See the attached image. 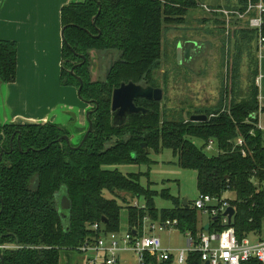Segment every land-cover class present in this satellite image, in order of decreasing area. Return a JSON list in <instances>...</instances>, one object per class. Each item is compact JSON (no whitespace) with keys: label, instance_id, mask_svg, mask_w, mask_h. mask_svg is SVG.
<instances>
[{"label":"trees","instance_id":"1","mask_svg":"<svg viewBox=\"0 0 264 264\" xmlns=\"http://www.w3.org/2000/svg\"><path fill=\"white\" fill-rule=\"evenodd\" d=\"M98 3L100 13L92 21ZM240 4L233 9L244 11L245 0H240ZM195 8L197 0H84L62 7L60 85L79 86L66 72L70 69L67 60L75 59L74 54L88 57L90 52L112 53V71L107 79L96 81L91 80L87 65L73 72L83 83L80 99L95 101L98 106L90 117L92 132L79 150L68 149L64 142L57 143L65 132L53 124L0 125V152L8 150L11 139L13 144V152L4 154L0 161V245L9 247L1 250L0 264H59L60 252L77 251L86 239L93 238L90 227L102 219L107 221L106 233H117L123 206L130 232L141 229L143 219L148 217L152 222L176 221L177 231L189 233L194 245L201 234L218 233L227 227L238 240L261 237L264 138L256 128L257 118L252 117L260 110L255 83L256 46V56L248 53L254 63L247 94L241 100L233 97L229 105L219 103L214 109L188 113L187 119L174 111L167 113L159 102L138 100V105L148 110L145 115H131L120 128L111 126L112 91L121 83L159 88L154 73L162 57L163 35L170 27L184 25L188 11ZM261 33L264 36V16ZM235 34L239 40L236 39L238 46L232 56V94L242 59L239 48L247 44L250 47L256 41L254 30L240 29ZM16 53L14 42L0 41L2 84H11L16 79ZM193 115H205L207 120L190 122ZM192 139L201 142L200 148ZM236 139L244 144V157L234 145ZM210 140L214 141L217 153L209 157L204 149ZM142 144L145 148H141ZM163 149L172 152L180 168L195 172L199 195L221 198L226 192L234 194L229 203L235 213L229 226H222L220 217L209 218L205 232L204 225H198V211L189 202L183 207L178 198L163 190L160 197L170 199L172 208L158 210L153 202L156 192L140 184L141 174L123 175L104 169L117 165L149 166V154ZM121 194L129 195L130 199L142 197L145 208L133 207ZM62 197L70 203L64 219L59 215L58 201ZM117 197L122 204H118ZM145 263L171 264V260L158 263L155 256L146 254ZM185 264H202L200 254L188 253Z\"/></svg>","mask_w":264,"mask_h":264},{"label":"rangeland","instance_id":"2","mask_svg":"<svg viewBox=\"0 0 264 264\" xmlns=\"http://www.w3.org/2000/svg\"><path fill=\"white\" fill-rule=\"evenodd\" d=\"M197 2L198 8L188 11L184 25L170 27L163 35L162 57L160 65L154 73V77L163 92L160 105L167 110V113L174 111V114H180L179 116L183 119H187L188 113L214 109L219 103L225 106L229 105V101L233 97L236 100L245 97L251 81L250 69L254 63L253 58L249 59L248 53L252 52V55L256 56L254 52L256 41L250 44L251 49L249 44L240 46L242 59L238 78L234 80L235 86L232 94L230 92L232 88V56L238 46L236 39L239 40L235 32L240 29H247V27L243 22H232L230 29H226L221 18L207 14L200 6L210 7L212 5L218 6V8L233 9V7L241 5L240 0H197ZM186 41L196 42L199 48L191 59H183L179 64L175 57L176 45ZM256 59L259 70L258 56ZM61 111L57 108L54 113H51L50 118L55 117L56 122L64 123L67 121V116L60 115ZM192 142L200 148V141L192 139ZM204 153L210 157L216 155L217 152L215 149L211 151L204 149ZM148 157L151 161L149 166L117 165L105 166L104 169L117 170L123 175L141 174L140 184L150 191L156 192V195L153 196V202L158 210L172 208L170 199L160 197V192L163 190H166L170 197L178 198L180 203L186 200L192 206V203L199 197L196 189L195 172L180 168L177 165V159L167 149H163L157 154L152 152ZM105 196L112 197L110 194H105ZM121 197L130 205L133 202L139 205L144 204L142 197L130 199L127 194H121ZM115 199L118 204H122L121 198ZM222 199L231 201L234 199V194L226 192ZM126 218V209L123 206L119 216L118 237L123 238L128 232ZM208 219L207 215L198 211L199 226L206 225ZM154 235L159 237L162 248L173 252L175 256L180 250L187 248V238L179 231L155 232ZM261 236L264 237V225ZM251 241L255 240L251 239ZM64 255L68 258H64ZM117 256V264H137L134 253L122 252ZM95 257L97 256L90 253L84 255L73 250L62 251L60 252L59 264H86L88 258ZM171 264H177L175 258Z\"/></svg>","mask_w":264,"mask_h":264},{"label":"crops","instance_id":"3","mask_svg":"<svg viewBox=\"0 0 264 264\" xmlns=\"http://www.w3.org/2000/svg\"><path fill=\"white\" fill-rule=\"evenodd\" d=\"M72 1L0 0V41L17 47L16 79L0 85V125H36L52 119L57 108L60 115L64 108H79L75 88L60 85V13ZM257 56V121L264 137V48Z\"/></svg>","mask_w":264,"mask_h":264},{"label":"built area","instance_id":"4","mask_svg":"<svg viewBox=\"0 0 264 264\" xmlns=\"http://www.w3.org/2000/svg\"><path fill=\"white\" fill-rule=\"evenodd\" d=\"M203 11L216 18H221L226 29H230L232 22H243L247 29L256 32V47L259 51L264 48V36L261 33L264 16V3L262 0L252 2V0H245V9H226V8H210L205 5L200 6ZM258 54V53H257ZM258 84V77L255 81ZM260 110L252 117L258 119ZM256 128L259 130L257 121ZM235 147L240 148L241 155L244 157L245 151L242 150L243 142L241 139H236ZM216 149L213 140H210L205 147L206 151ZM230 201L207 195H199V197L192 203V208L202 212L209 218L221 219L222 226H229L231 224L224 213L230 206ZM133 207L144 209L145 205H139L136 202L132 203ZM152 222L148 217L143 219L141 229L137 231H128L126 236L118 237L117 233H106L103 223H97L90 227L94 234L92 239H86L84 243L77 249L81 254H94L97 257L88 258L86 264H117V254L122 252L134 253L137 258V264H146L145 255H153L156 257L158 263H163L169 260L175 261L177 264H185L188 253L197 252L200 254L202 264H241L248 261H256L259 264H264V237L257 236L245 237L238 240L234 231L231 228H225L221 232L206 234L199 236L197 245L193 244L192 237L186 233L187 248L180 250L176 256L173 252L164 250L161 246L159 237L155 236V232L177 231L176 221L166 220L164 222ZM134 232V234H133ZM254 239L255 241H251ZM1 250L9 249L6 246H0ZM173 253V254H172Z\"/></svg>","mask_w":264,"mask_h":264},{"label":"flooded vegetation","instance_id":"5","mask_svg":"<svg viewBox=\"0 0 264 264\" xmlns=\"http://www.w3.org/2000/svg\"><path fill=\"white\" fill-rule=\"evenodd\" d=\"M108 54L112 55V53H107V54L103 55V54H97L95 52H90L88 54V57H86V56L81 55V54H74L75 55V59L67 60L68 64L70 65V69H67L66 72L68 74H70L69 72L73 68H74L73 71H75L76 69H79V68L83 67L84 65H87L88 66V70H89V74H90V77H91L92 81H96L98 79H107L109 77L111 71H112V69H111L109 75H107V72H106V59H107ZM113 62H114V56L112 55V66H113ZM101 73H102V75H101ZM72 77L77 82H78L77 79L81 80V78L76 76V75H74ZM121 84H124V83H121ZM146 87H149V86H146ZM151 88H153V87H151ZM77 89L78 88H75L76 95H77ZM81 89H82V87H81ZM154 89H160L162 91V89L160 87L159 88H154ZM111 98H112V94H111ZM162 98H163V92H162ZM78 99H79V104H80L79 108H77V109L76 108H64L63 109V113H64L63 115L67 116V118H66L67 121H65L64 123L56 122L55 117H53L52 119H50V120H48V121H46L44 123H37L36 124V125H42V124L49 123V124L56 125L59 129L63 130L65 133H63L56 140V142L60 143V144L62 142H64L65 146L68 149H70V150H79L83 146V144L85 143L88 135L92 132V129H93V122L90 119V117L95 113V111L98 108V106L96 105L95 101H86V100L80 99L79 97H78ZM138 100H144V99H136L134 101L135 107L145 109L141 105H138V103H137ZM161 100L159 101V103L161 102ZM147 102H156V101H147ZM146 111L148 112V110H146ZM138 114H141V113H138ZM111 115H112V112H111V100H110V122H111V126L112 127H115V128L122 127L123 125L126 124V122L128 121L129 117L131 116V115L128 116L126 122L123 125H121L119 127H116V126L112 125ZM132 115H135V114H132ZM115 122L116 123L120 122L118 117L115 118ZM89 123H91V131L88 133ZM142 145H144V144H142ZM142 145H141V148H142ZM7 149L8 150H4L3 149L4 150L3 155L4 154L6 155V154H9V153L13 152V144H12V151L11 152H10V142H9V144L7 146ZM60 201L61 200L58 201L59 202V215L62 217V219H64L67 216L68 210L67 211H61L60 210Z\"/></svg>","mask_w":264,"mask_h":264},{"label":"water","instance_id":"6","mask_svg":"<svg viewBox=\"0 0 264 264\" xmlns=\"http://www.w3.org/2000/svg\"><path fill=\"white\" fill-rule=\"evenodd\" d=\"M76 2H84V0H76ZM99 13H100V5L98 3V12L93 17L92 21H94L97 18ZM92 24H94V23H92ZM63 31H64V28L61 30V38H62V41L64 42ZM198 48L199 47H198L197 43L194 41H186L183 44L178 43L176 45V49H175V55H176L175 57H176L177 63L181 64V61L183 59H185V60L191 59L195 55L196 50ZM111 69H112V55L108 54L107 59H106L107 75H109ZM73 70H74V68L69 72L70 75H72V76H74ZM77 80L79 83V87L77 89V96L79 97L81 87H82V81L80 79H77ZM1 84L2 83L0 82V85ZM136 99H144L146 101L159 102L162 99V91L160 89H154L151 87H145L144 88L142 86L135 85L133 83L121 84L119 86V88L115 89L112 92V98H111L112 115H111V119H112V125L113 126L119 127V126L123 125L126 122L129 115L138 114V113H141L142 115L146 114L147 111L145 109L135 107L134 101ZM117 117L120 120V122H118V123L115 122V118H117ZM206 120H207V117L205 115H193V116H190V118H189V121L193 122V123L204 122ZM3 125H5V124H3ZM90 131H91V123H89L88 133ZM142 148H145V145H142ZM2 150L0 152V161L2 160V156L4 153V150L3 151ZM11 151H12V139L10 140V152ZM133 158H134V156H133ZM182 203H183V207L187 206L186 200H183ZM69 208H70L69 201L67 200L66 197H62L61 201H60V210L61 211H67ZM1 211H2V209L0 210V213H1ZM234 213H235V210L232 207H229L226 209L224 216H227L228 220L230 221V219L232 218ZM213 220H216V218H214ZM101 223L106 224L107 221L105 219H102ZM208 227H209L208 224H206L204 226L205 232L208 231ZM133 234H134V232H133ZM0 252H1V249H0ZM205 264H208V263H205Z\"/></svg>","mask_w":264,"mask_h":264}]
</instances>
